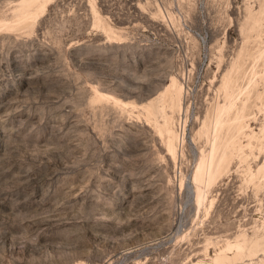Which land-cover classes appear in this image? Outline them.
Instances as JSON below:
<instances>
[{
    "label": "rangeland",
    "instance_id": "obj_1",
    "mask_svg": "<svg viewBox=\"0 0 264 264\" xmlns=\"http://www.w3.org/2000/svg\"><path fill=\"white\" fill-rule=\"evenodd\" d=\"M5 23L0 264H215L228 242L264 236V0H0ZM240 90L244 126L221 133L206 214L193 178Z\"/></svg>",
    "mask_w": 264,
    "mask_h": 264
},
{
    "label": "bare ground",
    "instance_id": "obj_2",
    "mask_svg": "<svg viewBox=\"0 0 264 264\" xmlns=\"http://www.w3.org/2000/svg\"><path fill=\"white\" fill-rule=\"evenodd\" d=\"M32 1L34 3L36 2V0H31V2ZM25 18H28V15H25ZM9 27H13V26L10 25L9 23L0 25V29L2 28L7 29ZM167 91H169V94H170V101L168 102L169 103L168 107H170L172 114H175L176 112L177 113L181 112L184 109V104H185L184 86L178 81L177 78L173 77L172 84L167 88ZM250 93H251L250 90H247L246 92H243L242 90H240L236 96H234L232 92L228 93L227 99L229 101L227 100L228 104L220 108V116H219L216 129L214 132V137L211 139L212 143H211L210 150L208 152L203 153L202 158L200 159V162L198 163V166H197L194 178H193V183L195 185L194 203L197 205L198 208L205 207L206 214H209L210 209H212V207L215 204V199L210 200V197H209L210 190L212 186L214 185L217 177H220L219 174L222 173L220 172L219 167L225 164L223 160H227L226 157L225 159H222L224 157L220 158L218 156V152L220 148L221 133L224 129H227V131L230 132L232 128L237 133L238 132L240 133L241 129L244 126V121L246 118L244 116L245 103H243L242 107L238 108L236 105V102H238L239 96L241 95L249 96ZM233 112H234V115L232 116ZM165 133H166L165 142L167 145L168 153L170 157L172 158L173 162L176 163L177 158H179V155H180L178 151L180 137L178 134V129L174 126L173 116L167 117L166 115ZM199 134L200 136L204 135V131H201ZM248 138L250 140L249 144L247 146L241 144L239 146L240 151H244L245 147H251L252 146L251 142L254 139H257L255 135H248ZM184 141H185V138H183V143ZM262 147L264 150V144ZM234 150H235V146H234ZM218 157L220 159H218ZM257 176H259L260 179L264 180V164L260 166L257 175H252V178H255ZM187 183H188V179L182 173L181 179H180L181 189L184 186H186ZM175 237H176V234L173 236L171 235L170 240L174 239ZM261 251L264 252V236L257 237V238H247L245 235L244 236L241 235L234 243L228 242L225 249L217 255L214 263L215 264H261L260 261L258 262L251 261L249 263H246L245 261L246 258L253 260V258L256 257L257 254ZM229 254H232L233 256L231 257L229 256Z\"/></svg>",
    "mask_w": 264,
    "mask_h": 264
}]
</instances>
